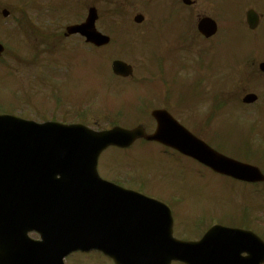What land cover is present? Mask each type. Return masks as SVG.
I'll use <instances>...</instances> for the list:
<instances>
[{"label":"rangeland","instance_id":"rangeland-1","mask_svg":"<svg viewBox=\"0 0 264 264\" xmlns=\"http://www.w3.org/2000/svg\"><path fill=\"white\" fill-rule=\"evenodd\" d=\"M51 1L55 6L53 13L59 20L53 19L46 23L49 33H53L54 27H57L58 31H63L69 24L67 21L76 17L78 19L81 14V4L78 5L77 0H64V3L63 0ZM31 2L36 4L35 0H0V8H6L10 13V16L5 19L3 28L13 30L8 39L0 35V42L5 49L0 62V112H11L6 114L35 122L59 119L80 120L88 127L99 125L100 129L119 123L114 115L121 114V122L129 125L133 121L146 117L142 102L137 99L138 95L140 99L144 97L143 102L150 101L156 104L163 100V93L158 95L153 91L151 83L156 82L151 79H141V77L145 70V63H147V70L152 72L158 67L159 61L169 54L173 56L174 67L179 65L181 70L187 68L191 71L189 76H185L183 72H178L176 76H167V83L173 85L167 95L169 100H175L181 108H187L192 113L189 115L188 111L182 118L183 124L196 130V134H205L207 138L208 131L209 133L219 132L211 136L223 142L229 154L240 157L249 155L264 168V132H261L263 137L258 134L261 141L259 139L260 143L256 144L257 137L251 141L250 131L253 126L246 130L242 128L244 123L228 125L226 123H230L229 120L219 125L208 124L211 115L206 112L205 116H208L206 119L193 106L206 97L205 81L208 78V67L221 70L227 66H234L233 61L237 54L242 52L238 39H234L236 42L232 45L230 40L229 49H227L225 45H221V39L216 45V41L203 43L199 38L183 36L184 30L180 28L176 29L172 36L175 39L171 46L178 41H181L180 45L177 43L172 50L161 49L162 46L157 41L159 38H153L152 35L154 45L149 49V54L140 50L126 49L123 44L121 48L114 44L109 49L95 53L90 51L88 46L82 45L83 43L77 37L60 40V43L51 37L50 40L53 42L50 43V47L44 48L45 44L37 45L26 34L14 31L17 28L12 22L14 16L23 14L28 21L34 15L35 8L32 7ZM237 3H240V0H230L229 7ZM39 5L43 7L50 4L48 0H39ZM100 7H102V16L96 27L109 35L107 26L111 18L107 16V9L103 5ZM224 9L222 1L218 5L213 3L211 13L219 15L220 10V14L223 15L226 14ZM23 25H27V22ZM126 26L131 34L130 27L133 28V26L129 23H126ZM103 27L106 31L102 29ZM120 31L122 29L119 27L112 30L116 37H126L125 42L132 38L130 35H120ZM260 40L263 44L260 47H254L251 52L264 53V37ZM198 42L201 43L199 47ZM211 45H215V49L209 50L208 53H214L204 54L200 60L186 58L185 55L188 52H181L186 47L200 51L205 48L204 46ZM117 48L127 50V54L118 52ZM108 50L111 52L108 53ZM194 50H190V53H195ZM257 55V53L252 54L250 57ZM112 56L123 57L134 65L136 74L133 81L125 82L120 79L118 80L122 83L115 81L110 73L109 58ZM250 69V63L246 67L239 65L233 81L236 80L239 72L250 71ZM137 80L140 82L134 83ZM256 81L262 83V88L260 85L255 90L259 100L254 106L246 107L243 112L251 114V118L246 119L248 126L259 121L260 128L264 126V80L257 78ZM123 83L127 84L124 88ZM252 85L255 86L254 83ZM161 86L164 88L163 85ZM242 88L243 86L239 85L236 91L230 93L239 95ZM208 89H212L210 83ZM78 108L80 115L84 114L83 117L75 115V110ZM230 111L231 106L225 108L222 117L229 116ZM233 119L239 120L238 117L230 120ZM251 146L255 149H247ZM256 160H254L255 163ZM123 165L132 167L130 174L126 172V166ZM98 171L107 179H109L107 174L120 181L122 180L119 176H130L138 184L139 190L163 201L170 210H208V220L209 216L216 214L219 221L229 224L231 221L242 220L237 214L231 213L233 210H250V207L252 210L264 208L263 186L255 187L215 175L194 161L154 144L139 142L128 151L107 149L99 157ZM260 218L262 225L264 211H261ZM263 228L262 225V230ZM261 234L264 237V231Z\"/></svg>","mask_w":264,"mask_h":264},{"label":"water","instance_id":"water-1","mask_svg":"<svg viewBox=\"0 0 264 264\" xmlns=\"http://www.w3.org/2000/svg\"><path fill=\"white\" fill-rule=\"evenodd\" d=\"M68 31H79L97 45L108 41L94 30L90 16L85 25ZM2 50L0 46V53ZM112 70L123 76L132 72L121 61H114ZM159 125L151 139L170 145L222 174L244 181H264L256 167L215 155L183 130L168 129L169 123L162 118ZM139 135L142 134L137 130L113 128L96 132L82 125L38 124L0 115V234H4L0 245L6 251L3 258L0 255V264H31L28 254L22 252L28 244L25 232L36 228L44 238L39 244L45 247L46 235L51 233L39 226L51 218L53 225L82 226L86 225L82 224L85 220L94 225V218L99 215L103 221L98 223H108L105 219L111 210H168L157 201L101 182L96 173L97 158L103 149L110 145L128 146ZM46 211H49L47 215ZM84 227L83 230L70 227L52 234L59 236L56 238L59 242L67 243L63 245L66 251L86 243L98 245V235L102 234L103 238L104 231H86ZM28 246L34 247L31 243ZM152 254L162 257L163 251L156 249ZM162 263L159 260L143 264Z\"/></svg>","mask_w":264,"mask_h":264},{"label":"flooded vegetation","instance_id":"flooded-vegetation-1","mask_svg":"<svg viewBox=\"0 0 264 264\" xmlns=\"http://www.w3.org/2000/svg\"><path fill=\"white\" fill-rule=\"evenodd\" d=\"M88 1L92 3L89 7L95 6L93 4L95 0ZM223 1L229 4L230 0ZM211 2L212 0H109L115 18L118 6L123 10L120 20L132 22L137 15H141V24H149L143 32L148 39H152V35L153 38L159 39L171 37L176 29L182 26L185 29L184 34L197 33L198 21L205 15L200 13V8L207 4L209 8ZM181 10L185 13H181ZM226 13L223 21L215 20L219 28L223 25L222 33L225 37L246 39L249 45L260 43L261 37H264V0H240L239 5L234 4L230 8L228 6ZM43 20L46 23L48 15L38 12L32 16L31 31L34 36L39 35L41 28L46 26ZM157 23L165 26L166 29L153 30ZM250 24L253 27H250ZM169 211L172 237L183 243H191L190 246L176 245L169 237H165L164 231H168L167 220L158 210H152L153 223L148 217L149 210H123L121 216L112 218L109 226H94L95 230H109L111 234L119 230L122 233L120 239L115 233L114 239L109 241L102 238L99 247H82L67 253L61 249L47 248L40 251V259L44 264H116V260L127 264H140L148 261L149 249H162L165 250L162 260L168 258L171 250L180 258L188 257L190 264L193 261L189 255L206 264H261V251L254 240L242 241L237 239L236 234L228 232L224 233L225 237L217 233L208 242V230L215 225L225 226L231 230L249 231L261 237L260 210H247L249 212L233 210L232 214H237L242 220L231 221L229 224L219 221L216 214L209 216L208 220V210ZM154 223L160 224L162 229L157 228ZM205 236L206 240L202 244L201 240ZM26 237L34 242L41 240L40 234L35 230L28 231ZM223 239L227 241L225 244H221ZM170 264L188 263L182 259H174Z\"/></svg>","mask_w":264,"mask_h":264},{"label":"bare ground","instance_id":"bare-ground-1","mask_svg":"<svg viewBox=\"0 0 264 264\" xmlns=\"http://www.w3.org/2000/svg\"><path fill=\"white\" fill-rule=\"evenodd\" d=\"M144 262H141V264H143Z\"/></svg>","mask_w":264,"mask_h":264}]
</instances>
